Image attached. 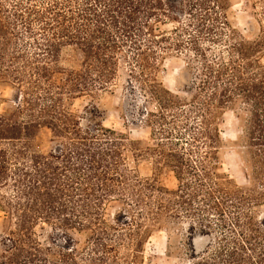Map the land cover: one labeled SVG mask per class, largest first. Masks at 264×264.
<instances>
[{"label":"trees","instance_id":"trees-1","mask_svg":"<svg viewBox=\"0 0 264 264\" xmlns=\"http://www.w3.org/2000/svg\"><path fill=\"white\" fill-rule=\"evenodd\" d=\"M228 10L227 0H0V87L14 92L0 111V264H144L157 232L189 264H264L263 40ZM167 58L190 76L177 93L159 80ZM121 61L157 105L146 114L155 146L105 127L93 102L73 110L114 87ZM237 108L244 184L220 157L221 118ZM43 128L48 153L35 144ZM143 155L177 187L141 177L131 160ZM44 226L54 234L42 241ZM196 234L209 238L200 253Z\"/></svg>","mask_w":264,"mask_h":264},{"label":"rangeland","instance_id":"rangeland-1","mask_svg":"<svg viewBox=\"0 0 264 264\" xmlns=\"http://www.w3.org/2000/svg\"><path fill=\"white\" fill-rule=\"evenodd\" d=\"M227 3L232 26L244 33L250 40H263L260 61L264 64V0H227ZM172 28L171 24L163 27L166 31ZM202 44L208 46L207 43L202 42ZM183 65L182 60L167 58L159 72V80L166 89L173 93L182 90L185 82H189V75L181 76L180 74ZM130 81L132 84L129 83ZM143 88L142 84L130 77L127 66L121 61L114 87L109 92L101 94L96 101H91L90 98L75 101L73 110L80 113L84 107L93 102L103 111L105 127L126 135L131 141H142L150 146H155L157 141L154 139L151 126L148 123L149 117L146 114L156 113L157 105L155 101L147 98ZM13 100V90L5 86L0 87V111L5 112L10 108ZM239 114L238 108L228 109L221 118L220 129L226 147L220 157H222V170L236 179L239 184H244L246 183V174L237 145L240 134ZM35 144L39 151L50 152L55 147L50 130L43 128L36 137ZM131 165L141 177L156 178L161 186L168 189L177 187V180L171 169L158 165L152 155H143L135 163L131 160ZM114 211V208L110 207L108 215ZM2 219L3 214L0 212V227ZM184 229H186V225L183 226ZM37 234L42 241H45L49 240L54 233L50 227L44 226V229H37ZM192 241L195 252L200 253L206 249L209 238L196 234ZM166 250L165 232L155 233L146 245L144 264H189L186 259H176L175 256L168 257Z\"/></svg>","mask_w":264,"mask_h":264}]
</instances>
